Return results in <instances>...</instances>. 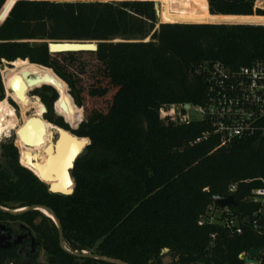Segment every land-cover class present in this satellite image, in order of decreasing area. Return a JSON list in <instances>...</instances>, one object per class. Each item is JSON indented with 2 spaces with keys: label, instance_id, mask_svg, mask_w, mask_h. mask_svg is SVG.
I'll use <instances>...</instances> for the list:
<instances>
[{
  "label": "trees",
  "instance_id": "trees-1",
  "mask_svg": "<svg viewBox=\"0 0 264 264\" xmlns=\"http://www.w3.org/2000/svg\"><path fill=\"white\" fill-rule=\"evenodd\" d=\"M256 4L264 0H0V64L18 66L6 70V86L30 95L43 85L34 94L48 109L44 120L69 129L64 117L79 125L77 136L90 139L68 195L50 191L20 165L14 144L3 143L0 205L47 206L72 252L132 264H164L166 256L173 264H244L240 253L264 249V237L250 227L237 235L217 223L199 224L212 196L228 195L232 183L238 186L235 210L255 208L244 199L264 185V138L219 147L215 135L196 141L212 131L208 120L182 123L161 113L172 105L204 104L215 64L237 69L264 63V9ZM52 40H89L97 49L53 52ZM84 57L97 61L106 80L89 94L110 96L80 123L84 103L71 69ZM67 83L79 106L73 99L58 113L63 117L56 116L59 92L73 98ZM67 183L64 171L57 186ZM18 217L33 223L50 264H116L61 248L57 224L38 210Z\"/></svg>",
  "mask_w": 264,
  "mask_h": 264
},
{
  "label": "built area",
  "instance_id": "built-area-1",
  "mask_svg": "<svg viewBox=\"0 0 264 264\" xmlns=\"http://www.w3.org/2000/svg\"><path fill=\"white\" fill-rule=\"evenodd\" d=\"M186 105H172L169 110L162 109L161 113L163 116H173L182 123L194 119L208 120L212 131L204 133L196 141L215 135L219 138L218 146L223 147L241 138H264V63L256 61L237 69L215 64L208 73L205 103L190 104L189 108ZM193 111L199 114V118L191 114ZM237 188V183L230 184L228 195L234 194ZM244 201L254 204L255 208L246 213L235 210L236 205L220 207L212 201L207 213L199 219V224L217 223L237 235L250 227L264 237V185L253 189ZM212 237L215 238V235ZM247 255L248 251L240 253L239 257L244 260V264H255L245 261Z\"/></svg>",
  "mask_w": 264,
  "mask_h": 264
},
{
  "label": "bare ground",
  "instance_id": "bare-ground-1",
  "mask_svg": "<svg viewBox=\"0 0 264 264\" xmlns=\"http://www.w3.org/2000/svg\"><path fill=\"white\" fill-rule=\"evenodd\" d=\"M10 91L11 95L15 96L16 100L22 107L24 124L27 121L28 124L25 127H23L24 124L19 126L15 107L12 106L7 99H3L0 101V138L8 136L11 129L19 126L17 133L19 134V138L23 141L21 148V162L23 165L32 169L36 174L44 178L42 172L32 164V158L30 157L36 154L33 157L40 159L43 162L47 156L45 153L46 146L49 144H51L50 148L53 146L52 141L54 132H61L62 136L58 143V153L54 158L50 157L46 163L47 165L52 163L51 166L53 167V172H55L53 174H56L55 180L58 184L60 174L64 171L66 177H68L66 172L68 156L73 153H78L90 142V139L86 137H75V134L73 135L70 131H64V129H60L59 126L48 124L42 117L44 103L39 96L32 97L31 95H27L24 88L17 85L11 86ZM29 111L32 113L27 114ZM30 143H34L35 146H27ZM49 149L47 151H49ZM22 209L24 208H20L19 210ZM44 212L51 216L46 210H44Z\"/></svg>",
  "mask_w": 264,
  "mask_h": 264
},
{
  "label": "water",
  "instance_id": "water-1",
  "mask_svg": "<svg viewBox=\"0 0 264 264\" xmlns=\"http://www.w3.org/2000/svg\"><path fill=\"white\" fill-rule=\"evenodd\" d=\"M84 1H95V0H84ZM100 1H122V0H100ZM154 6H155V11H156L157 17H160V9H161L160 3H158L157 1H154ZM225 23H232V22H225ZM49 47H50V50L53 52L96 50L97 44H96V42L89 41V40H52V41H49ZM44 85H50V84H44ZM51 86H53V85H51ZM189 107H190V104H187L186 108H189ZM43 110H44V113L47 111L46 106L43 107ZM65 122L68 123L66 120H65ZM27 124H28V121L24 124L23 127H25ZM69 126H70V129H66L65 127H62V126H59V127H60V129H64V131L69 130L71 132H72V130L77 129V128L73 127L71 124H69ZM15 135L18 138L19 134L15 132ZM61 136H62L61 132H59V131L54 132L53 141H52L53 146L51 148H50L51 144L46 146L45 153L47 156L43 162L40 159L33 157L36 154H34L30 157V158H32V164H34L36 166V168H38V170H40L42 172L44 178H42L41 176L36 174L30 168H28V169H30L43 182H45L48 185L50 191L55 192V193H61V194L68 195V194H72L75 191V180H74V177L72 175V171L76 165L77 160L88 155V153H89L88 145L90 144V142L84 148H82L78 153H76V154L73 153V154H70V156H68L69 158H67V162H66V172H67L68 177H69V184L67 186L58 187V186H56V184H57V182L55 180L56 174H53L55 172H53V167L51 166L52 163H50L48 165L46 163L50 157L54 158L57 155L58 143L61 139ZM74 136L79 137L76 134ZM17 138H16V140H17ZM30 144H28L27 146H35L34 143L31 145ZM48 149H49V151H47ZM211 199L213 202H215L220 207L235 206L237 203L234 194H230L228 196L213 195ZM3 209L10 211L11 213H15V214L21 213L24 211H28V210H38V211L42 212L46 216L53 219L55 221V223L57 224L58 229H59V236H60L61 245L64 247L63 229H62L61 222H60L59 218L56 216V214L54 213V211L52 209H50L49 207L44 206V205H32V206H29L27 208H24V209L18 210V211H12V210H8L5 208H3ZM44 210H46V212L48 214H50L51 216L47 215L44 212ZM68 251L70 253L74 254L75 256L80 257V258H95V259H101V260L111 262V263H116V264H132V263H129V262L124 261L122 259L107 257L105 255H98V254H95L92 252H87V251L72 252L71 250H68ZM165 251H169V248H165ZM263 252H264L263 248H250L248 250V255L245 257V261L249 262V263L253 262L255 264H258L259 259H261L262 255H263Z\"/></svg>",
  "mask_w": 264,
  "mask_h": 264
},
{
  "label": "rangeland",
  "instance_id": "rangeland-1",
  "mask_svg": "<svg viewBox=\"0 0 264 264\" xmlns=\"http://www.w3.org/2000/svg\"><path fill=\"white\" fill-rule=\"evenodd\" d=\"M256 6L264 9V6H261L258 4H256ZM158 19H159V22H163L160 19V17H158ZM259 23H264V22H259ZM92 59L93 58H90V57H84V58H82V60L79 61V63L74 65L71 69L73 74H74V79H75L77 89H79L81 91V96H82L84 105L79 106L76 103L75 98L71 94V88H70L69 84L67 83L69 86L70 94L72 95L73 98L71 100L70 97H68V96L65 97L64 95L60 94L59 90L57 89V91L59 92V98L56 101V103L54 104L55 105L54 106V113L56 116H61L58 113L64 112L68 108V106L72 103V101L74 99L77 106H79L82 109L83 115L81 117V121H80V123H81L83 121V119L86 117L88 110H90L91 108H93L94 106H97V105H101V106L104 105L105 102L107 101V98H109L110 95H108L106 97H94V96H91L89 94V91L93 88V86H96V84H98V83L100 84L102 81H106L104 79L103 69H100V67L97 64V61L92 60ZM17 67L18 66L13 65L12 62L10 63V62H7L5 60H3L2 63L0 64V94L3 90V92L5 94V97L3 99H7L9 101V103L15 107V110H16L17 115H18L19 126H20V125L24 124L22 107L20 106L19 102L16 100L15 96L11 95V91H10L11 87L6 86V78L7 77H5V72L7 69H12V68H17ZM34 90L35 91L39 90L40 92H43L44 91L43 85L36 87L29 92L32 97L38 96L37 94H34ZM12 102H14V104ZM31 113H32L31 111L27 112V114H31ZM191 114L194 117L199 118V114H197L196 112L193 111V112H191ZM42 117H44V110H42ZM63 119L66 120L64 117H63ZM19 126L17 128L10 130V131L13 130L11 132L10 136H4V137L0 138V145L4 142L12 140L15 137V132L17 133ZM76 128H78V127H76ZM16 143L18 144V147L20 150V155H21V148H22L23 141L19 138V136L16 140ZM26 168H28V167H26ZM164 252H167V251H165V249H164ZM42 258L43 259L45 258L44 253L42 255ZM164 264H173L172 256H166L164 258Z\"/></svg>",
  "mask_w": 264,
  "mask_h": 264
},
{
  "label": "flooded vegetation",
  "instance_id": "flooded-vegetation-1",
  "mask_svg": "<svg viewBox=\"0 0 264 264\" xmlns=\"http://www.w3.org/2000/svg\"><path fill=\"white\" fill-rule=\"evenodd\" d=\"M47 113H48V109L44 113V117ZM54 124L59 125L58 123H54ZM68 127L70 129L69 124ZM75 130L76 129L72 130L74 134H75ZM10 142H12L14 146L17 148L19 154V163L20 165L24 166L21 163L20 150L18 145L16 144V135L12 140H9L4 143H10ZM2 144L0 145V160L3 158ZM9 169L12 170V168L10 167ZM3 208L12 211H18L20 209V208H10L0 205V256L2 257L5 256V259L1 264H50L49 253L46 250L43 242L40 240L33 226V223H31L26 219L18 217L20 214L26 211L15 214V213H11L10 211L4 210ZM23 208H27V207H23ZM28 211H35V210H28ZM38 221L39 219L34 220V223H37ZM63 243L65 248L61 245L60 236H59L60 247L66 250L67 252H69L68 250L70 249H68L64 241V235H63ZM43 253L45 256L44 259L42 258Z\"/></svg>",
  "mask_w": 264,
  "mask_h": 264
}]
</instances>
